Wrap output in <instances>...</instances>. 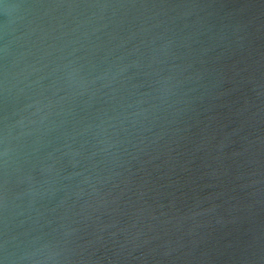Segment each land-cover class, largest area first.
Returning <instances> with one entry per match:
<instances>
[{"label": "water", "instance_id": "water-1", "mask_svg": "<svg viewBox=\"0 0 264 264\" xmlns=\"http://www.w3.org/2000/svg\"><path fill=\"white\" fill-rule=\"evenodd\" d=\"M0 264H264V0H0Z\"/></svg>", "mask_w": 264, "mask_h": 264}]
</instances>
